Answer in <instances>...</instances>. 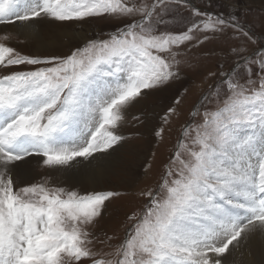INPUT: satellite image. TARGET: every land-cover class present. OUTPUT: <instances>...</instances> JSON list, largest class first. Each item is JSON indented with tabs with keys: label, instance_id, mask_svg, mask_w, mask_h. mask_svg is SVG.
I'll use <instances>...</instances> for the list:
<instances>
[{
	"label": "snow or ice",
	"instance_id": "6c2138e0",
	"mask_svg": "<svg viewBox=\"0 0 264 264\" xmlns=\"http://www.w3.org/2000/svg\"><path fill=\"white\" fill-rule=\"evenodd\" d=\"M181 4L0 0V24L28 37L45 20H130L66 56L24 55L0 42V264H257L244 257L254 243L264 251V43L242 55L256 41L234 13L192 9L198 19L169 31L164 16ZM217 36L241 41L231 48L240 60L210 85L201 121L184 126L162 182L140 193L148 203L113 251L96 250L104 242L94 228L119 193L16 184L15 169L33 161L51 172L99 165L125 139L143 90L178 78L181 53Z\"/></svg>",
	"mask_w": 264,
	"mask_h": 264
},
{
	"label": "rangeland",
	"instance_id": "374dc122",
	"mask_svg": "<svg viewBox=\"0 0 264 264\" xmlns=\"http://www.w3.org/2000/svg\"><path fill=\"white\" fill-rule=\"evenodd\" d=\"M144 2L150 4L153 0H144ZM187 3V6L173 5L169 13L165 14L164 19L168 22L167 30L173 32L186 30L185 24L188 21L198 19L193 16L192 9L213 15L223 14L226 17L229 13H234L241 17L245 30H250V35H253L256 41L255 44L247 42L245 45L247 51L242 55L249 56L264 43V0H187ZM129 22L130 20L112 17L87 18L83 22L45 20L39 23L44 34L42 41L48 38L58 41L49 47H42L39 53L34 52L36 42L33 43L34 41H28L23 37L15 38L10 34L0 33V42L6 43L24 55H36L41 58L52 55L66 56L76 48H83L89 41L108 39L111 34L125 27ZM2 25L4 24H0ZM60 28L82 31L86 38L82 41H74L70 47L66 46L68 41L60 40L61 37L56 31ZM161 30H164V26ZM5 35H10L12 41L3 40ZM240 43V40L217 36L203 44L189 46L181 53L182 62L178 78L164 86L143 90L141 96L129 108L126 122L121 129L125 139L117 145L118 149L115 151L119 158L116 161L117 165L106 170L111 174L97 186L91 189L88 182L70 183L71 181L60 172H51L37 162L33 163L35 166L31 172L33 176L31 180L19 182L14 174V181L18 186L47 181L49 186L75 189L82 193L98 190L119 193L106 204L94 228L96 236L105 243L104 237L109 234L117 235L119 230L122 231L123 226L130 220L129 217L137 213L136 211H139L149 199L141 196L140 193L153 189L150 183L155 184L154 189H156L162 182V173L170 156L176 150L184 123L189 119L186 125H191L194 122L199 123L202 119V105L207 102L203 100V103L196 105L198 97L205 92L208 94L210 85L218 83L223 73L233 70L240 57L233 54L231 48ZM209 73L216 75L211 77ZM177 100L180 101L179 104L176 103ZM170 108H175L176 113L169 114V122L165 123L163 118ZM194 110L200 111V118H197L198 114L194 117ZM161 128L164 129L162 138L156 135ZM78 168L79 166L76 167ZM104 243H97L96 250L102 251ZM86 262L88 261L84 264Z\"/></svg>",
	"mask_w": 264,
	"mask_h": 264
},
{
	"label": "bare ground",
	"instance_id": "6f19581e",
	"mask_svg": "<svg viewBox=\"0 0 264 264\" xmlns=\"http://www.w3.org/2000/svg\"><path fill=\"white\" fill-rule=\"evenodd\" d=\"M2 27H4V28H2ZM36 30L39 33L38 37H36V36L28 37L26 35H18L16 25L4 24V25L0 26V33H7V34L12 35L15 38L23 37V38L27 39L28 41H31V40L34 41L33 43L36 42V46L34 44V46H35L34 52H36V53H39L38 51H40L42 47H49L50 45H53L54 43H56V41H58L57 39H54V38H48L46 41L45 40L42 41V37L44 36V34H42V30H41V27L39 24L37 25ZM56 31L58 32V36L61 37L60 40L68 41L66 46H69V47L72 45V43H74V41L78 42V41H82L86 38L85 33L82 31H78V30L72 31L69 28H60ZM75 38H77V39H75ZM10 41H12V40H10ZM117 149H118V146H116V150ZM117 159H119V158H118L116 152L114 151V152H112V154L110 156H107L99 165L87 166L86 162H85V164L79 165L78 169L74 168V169L68 170L67 172H60V173L68 181H71L70 183L77 184L80 182H83V183L88 182V185L92 189L94 186H97L102 180H104L106 177H108V175L111 174L110 172H106V170L110 169V167H112V166L113 167L116 166L117 165V162H116ZM33 163H35V161H33ZM33 163H31L30 165H26V166H23L21 168L15 169V176H17V179L19 182L31 180V178L33 177L31 172L35 166ZM121 173H123V172L121 171ZM62 179H63V177H62ZM250 251L252 252L251 256L247 255V250H246V254L244 257L245 260L255 261V262H257V264H260V262H264V251H262V249L258 243H254L252 245Z\"/></svg>",
	"mask_w": 264,
	"mask_h": 264
}]
</instances>
